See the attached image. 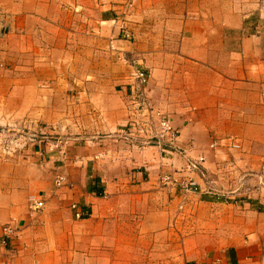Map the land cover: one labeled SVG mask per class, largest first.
<instances>
[{
	"label": "crops",
	"instance_id": "0c3cea01",
	"mask_svg": "<svg viewBox=\"0 0 264 264\" xmlns=\"http://www.w3.org/2000/svg\"><path fill=\"white\" fill-rule=\"evenodd\" d=\"M118 56L185 155L118 135L136 90ZM38 127L69 147L6 155ZM7 225L0 264H264V0H0V240Z\"/></svg>",
	"mask_w": 264,
	"mask_h": 264
},
{
	"label": "built area",
	"instance_id": "2783aa9c",
	"mask_svg": "<svg viewBox=\"0 0 264 264\" xmlns=\"http://www.w3.org/2000/svg\"><path fill=\"white\" fill-rule=\"evenodd\" d=\"M121 34L122 39L125 41H131V34L130 32L125 28V26L122 24L121 26ZM111 51H117L114 49V47L111 46ZM118 52V51H117ZM117 61L119 62H125L127 63L133 71V77L136 82V90H135V96L133 100V120H131L128 125L124 128H122L118 135L129 145H133L135 147H149V146H155L161 154L173 156L175 154H183L185 155V151L179 149L177 146V132L172 128L170 125L168 119L165 117H161L159 119V126L160 131L158 133L152 132V111L148 108L147 103L142 98V91L144 90V87L148 83V75L139 69L138 63L135 60H126L123 56H118ZM153 114V113H152ZM160 116V115H157ZM142 138V140H139ZM35 136L24 135L22 138V141L24 142H18V138L15 137H9L4 139L6 141L3 151L8 155L9 157L13 154L14 150L20 147H24L28 143H34ZM59 141L58 143H60ZM57 143V144H58ZM62 143V142H61ZM24 144V145H23ZM228 144L230 145V148L233 150H239L240 145L235 143L233 140L229 139ZM204 159H189L187 160L186 169L190 173H196L201 177H204L205 172L203 168ZM161 181L166 185L174 184L175 181L172 180L170 176H163L161 178ZM65 185V178L59 177L57 178L55 182V186L57 188H62ZM181 189L184 192H196L197 191V185L193 181H187L185 183H182L180 185ZM45 207V203L43 201H38L33 197H30L28 199V209L32 213H39L41 212ZM71 209L75 212V218L80 219L81 213L79 212V209L77 208V205H72ZM2 232L4 234V239L0 240V244L5 246L7 244V240H9L13 234L15 233V230L10 226L7 225L2 228Z\"/></svg>",
	"mask_w": 264,
	"mask_h": 264
},
{
	"label": "rangeland",
	"instance_id": "374dc122",
	"mask_svg": "<svg viewBox=\"0 0 264 264\" xmlns=\"http://www.w3.org/2000/svg\"><path fill=\"white\" fill-rule=\"evenodd\" d=\"M126 28V27H125ZM127 29V28H126ZM129 31V30H128ZM130 32V31H129ZM131 34V33H130ZM131 38H132V35H131ZM36 135L35 134H33L34 136H35V140H34V143H28L29 145H37V147H39V144H40V146L41 147H45V146H48L49 144H47V142H50V143H55L54 145H57V149H55V148H53V150H52V156L53 157H56V156H54L55 155V152L57 151H59L60 149H61V152H63L62 150H65V148H67V147H69V145H68V143H63L61 140H57V139H55V138H49L48 139V136L47 135H45L44 133H43V129L41 128V127H38L37 129H36ZM47 140H49V141H47ZM59 141H61L60 143H58ZM58 143V144H57ZM127 144L129 145V143L127 142ZM53 145V146H54ZM152 147H155V146H152ZM56 150V151H55ZM52 159H56V162H59V163H62V160L60 159V158H52ZM52 161V160H51ZM53 162H55V161H52V163ZM59 177H64L65 178V185H67V180H66V177L64 176V175H61V174H57V175H55V177H54V185H55V182H56V180H57V178H59ZM64 185V186H65ZM75 205V204H74ZM78 208V207H77ZM226 253H228V251L226 252Z\"/></svg>",
	"mask_w": 264,
	"mask_h": 264
},
{
	"label": "trees",
	"instance_id": "16d2710c",
	"mask_svg": "<svg viewBox=\"0 0 264 264\" xmlns=\"http://www.w3.org/2000/svg\"><path fill=\"white\" fill-rule=\"evenodd\" d=\"M101 195V194H100Z\"/></svg>",
	"mask_w": 264,
	"mask_h": 264
}]
</instances>
